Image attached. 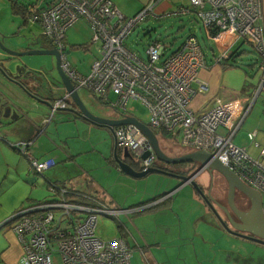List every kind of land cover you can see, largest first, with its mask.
I'll list each match as a JSON object with an SVG mask.
<instances>
[{
    "label": "built area",
    "instance_id": "obj_1",
    "mask_svg": "<svg viewBox=\"0 0 264 264\" xmlns=\"http://www.w3.org/2000/svg\"><path fill=\"white\" fill-rule=\"evenodd\" d=\"M16 1L25 2L27 23L38 25L42 35L59 51L61 68L75 89L87 90L128 117L141 103L147 109V124L152 130L166 132L183 148L210 153L244 184L264 196V147L257 141V131L250 132L247 138L258 155L234 142L264 95L262 0H184L174 11L160 10L170 0H149L132 17H126L112 0ZM171 16H189L202 24L218 53L215 57L218 65L231 59L232 48L238 42L249 44L260 58L254 94L244 100L219 99L213 108L196 112L191 107L198 93L194 85L200 83V71L209 68L207 55L196 35H189L169 55L171 46L158 41L147 47L145 57L127 47L126 40L139 24L149 18L160 20ZM81 19L89 25L91 43L98 45L100 51V58L89 75L73 68L66 53L67 32ZM207 89L201 84V92ZM112 94L117 97L116 102L110 101ZM69 96L68 93L65 100L52 106L45 124L50 123L58 110L67 107ZM114 135L116 148L129 151L140 161L143 172L153 168L157 160L154 149L137 126L117 127ZM31 143H18L14 148L28 156L32 171L43 174L56 166L53 159L40 162L29 156ZM145 155L148 156L143 159ZM68 194L72 193L53 186L49 202L31 206L12 218V230L25 251L20 264H131L133 249L124 239L103 240L96 232L98 216L114 218L135 211L111 208L86 196L83 202L70 201L66 198ZM169 197L154 203L158 205Z\"/></svg>",
    "mask_w": 264,
    "mask_h": 264
},
{
    "label": "crops",
    "instance_id": "obj_2",
    "mask_svg": "<svg viewBox=\"0 0 264 264\" xmlns=\"http://www.w3.org/2000/svg\"><path fill=\"white\" fill-rule=\"evenodd\" d=\"M112 1L120 10L128 13V15L131 13L136 15L140 11H137V9L129 11L124 4L126 0ZM184 3V0L169 1L170 6L174 5L173 7H175V9ZM147 4L148 2L144 3L143 6L145 7ZM262 4L264 24V0H262ZM243 43L245 42H238L232 48V53L239 50ZM11 52L22 53L24 51L18 50ZM11 52L0 51V57L8 59L19 58L18 61H25L24 58L20 59L19 56L12 55ZM248 55L249 54H244V56ZM216 56H213L211 61L212 64L209 65V68L203 71L204 75L202 76L200 73V83L194 85V89L197 90L198 93L192 100L191 107L196 112L213 108L216 101L219 99L225 101L247 99L254 94L257 87L259 80L258 65L252 66V64L258 63V58L256 56H254L251 62H248L244 56L236 58L238 65L242 66L227 68L216 64ZM6 67L7 68H3V70L6 75L13 79L18 76L16 75L17 73L27 74L33 71L31 76L37 78L36 83H38V81L42 82L44 79L49 81L43 72L30 70L28 68L27 71L29 72L23 71L22 68L26 69L25 66L22 68L18 67V72L12 73L7 70L10 69L11 65L6 64ZM51 71H53V69H51ZM9 77L3 75V73L2 75L0 74V135L3 138L2 141H0V264H20L25 251L17 234L12 230V218L32 204L51 200V190L53 186H56L58 190L75 192L76 195L84 199L85 194L98 193L97 196L99 198L94 196L93 198L108 206L109 203H115L116 201L122 204L131 203L127 197H121L122 192L124 194H128L129 192L119 186V182H116L114 179L115 176H118L120 173L123 175V177L119 175L121 178H125L130 182L139 178L124 173L114 160L116 146L113 132L106 127L94 125L68 110L71 108L69 104L71 102L70 97L66 99L65 102L67 103V108L58 110L49 124L44 123V120L51 115L52 106L56 102L65 100L67 96V91L60 75H58V77L52 76L55 83L49 81L47 84L51 87V92H48V94L41 93V99L44 102L33 100L20 86L13 83ZM201 84H205L208 89L201 92ZM35 85L38 86L39 83ZM259 100L262 101V109L264 111V95ZM106 104L112 107L109 102ZM142 111V108L136 105V111L129 117L133 116L141 121L139 114ZM118 112L121 114L120 118L109 119L121 120L124 116H127L120 109H118ZM101 116L108 119L104 114ZM257 117L263 118L261 119L263 121L262 130H254L258 133V141L260 136L264 139V115L260 116L259 114ZM148 120L146 123H148ZM155 134L158 138L156 132ZM22 142H32L28 146L29 156L40 162L53 159L56 162V166L45 171L43 174L32 171L28 156L20 153L19 150L14 148V145ZM161 143L162 141L160 140V148L167 156L174 158L179 157L171 155L168 151V147L166 145H161ZM258 143L264 147L259 141ZM174 144L180 146L175 142ZM245 147L248 148L250 152V142L249 146ZM124 153V151H119L118 154L124 158ZM256 155H258V151ZM156 162L153 169H167L174 173L185 170L183 166L177 167L171 165L165 168V164L159 161ZM139 165V170L135 167L138 172L142 170L141 164ZM97 167L101 170L99 174H97ZM189 169L190 167H188V170ZM196 169L197 167L194 170ZM104 175L108 176L109 179L104 178ZM190 175L188 176L190 177ZM203 175H208L207 182L205 183L204 181L203 183V185H205L203 187L207 190L211 180L207 172L195 177L196 179L194 178V181ZM171 178L173 179L174 177ZM184 186L185 184L183 182V184L175 190ZM175 190L169 192V195L164 194L170 196L164 205L145 213H139V210H135V208L154 199L147 200L142 204H138V206L132 205L129 207L135 212L128 216L123 214L127 217L125 220H129L127 226L125 224H120L116 220L118 222V235L113 239H124L133 249L132 257L135 253L137 254L133 264H146L144 256L151 258L153 264H227L222 258V256L225 255L224 252L216 253L219 256L212 258V250L209 246H211L212 249L218 248L216 239H212V227L207 235L202 234L200 230H197L194 235H184L186 230L191 232V226L185 224L184 214L180 209L176 208L178 200L171 195ZM100 193H102V196L103 193H108L110 195L106 194L109 198L108 203L100 198ZM207 195L211 196L212 194L208 192ZM151 207L153 206L144 209H150ZM132 215L133 217H131ZM134 215H136L135 218ZM221 228L222 229L216 225L213 227V230L220 236V241L225 234H230L224 227ZM173 234L175 238L169 239V236H173ZM149 235H151L152 241L149 240ZM232 237L239 240L237 244L249 241L235 235H232ZM177 241H180L179 245L176 244ZM232 247L237 249L238 245L233 244ZM232 259L231 257V260ZM215 261L218 262L215 263ZM237 264H241L238 259Z\"/></svg>",
    "mask_w": 264,
    "mask_h": 264
},
{
    "label": "rangeland",
    "instance_id": "obj_3",
    "mask_svg": "<svg viewBox=\"0 0 264 264\" xmlns=\"http://www.w3.org/2000/svg\"><path fill=\"white\" fill-rule=\"evenodd\" d=\"M126 0L124 4L126 5L129 11H133L137 9V11H141L143 9L144 3H149V0ZM138 2V3H137ZM23 1H20L19 4H23ZM174 5L170 6L169 3L162 4L160 6V10L170 9L171 11L175 10ZM118 8V7H117ZM119 9V8H118ZM120 10V9H119ZM126 17L134 16L133 13L128 15V13L120 10ZM191 34L196 35L204 49L205 54L207 55L208 64H212L213 56L218 55L217 51H212L215 49L212 41L208 40L203 29L202 24L195 20L192 17H179V16H171L165 17L163 19H155L149 18L148 21L139 24V26L133 31L130 37L126 40V45L129 49L134 52H137L142 57H145V51L149 45L153 42L158 41L163 43L164 45H170L168 55L175 52L181 44L185 42L187 37ZM66 46H67V58L73 68L77 69L84 75H89L92 70L93 64L100 58L99 46L91 43V30L89 25L86 23L84 19L76 22L67 32L66 38ZM54 47L51 45L50 41L46 39L42 35V31L38 25H35L31 22L25 24L23 16L21 14H16L15 10L12 7V3L10 0H0V51L5 52L8 51H31V50H52ZM241 50H245L247 52H252L251 47L243 43L240 46ZM27 50V51H25ZM248 62H251L254 58L253 55L249 54L248 56H244ZM23 61H18L17 59H8L0 57V74L3 73V68H7L6 64H10V69H7L9 72H18V67L25 66L26 69L22 68L23 71H27V68L30 70L43 72L48 80L51 83H55L52 79L54 77H58V71L56 68V58L50 55H30L25 57ZM53 71H51V69ZM12 70V71H11ZM204 71V70H203ZM200 71L201 75H204V72ZM29 72V71H27ZM203 72V73H202ZM30 73V74H29ZM24 74L27 77L33 74V71ZM16 74V73H15ZM18 75V73L16 74ZM37 78L34 76L32 79V83L38 84L42 87V90L45 94L51 91V87L47 84L49 81L45 79L42 82L36 83ZM79 96L89 111L101 116L104 114L106 118L116 119L120 118L121 114L118 112V109L115 107H110L107 102L101 100L100 98H96L93 94L88 92L87 90L80 89L78 91ZM112 102H116L117 97L115 95H111L110 97ZM142 108V112L139 114L140 120L144 123L148 120L147 109L141 103L139 104ZM262 101L259 100L257 104H255L253 110L251 111L248 120L242 127L240 133L235 139V143L240 147L249 146V142L247 140V134L251 131L253 132L256 129L262 130L263 127V119L262 117H257L264 115ZM100 110V111H99ZM99 111V112H98ZM101 114V115H100ZM159 139L162 141L161 145H166L168 147V151L173 156H182L186 152H190L191 149L180 147L174 144L168 137L160 134L159 131H156ZM108 134V133H107ZM258 141L264 146V139L260 136ZM163 151V150H162ZM164 152V151H163ZM250 152L253 155L257 154V151L254 149H250ZM168 153V152H166ZM158 162V161H157ZM156 162V163H157ZM98 163V162H97ZM134 166L136 168H140L139 160H134ZM107 167V165H106ZM200 168L198 165L197 169L190 175H194ZM97 174L101 172V170L97 167ZM119 175H121L119 173ZM115 176L114 179L116 182H119V186L123 188L125 191L129 192L128 194L121 193V197H127L129 202L131 203H109L108 206L117 209H130L132 205L142 204L147 200H152L157 197L163 196L164 194L169 195V192H172L177 187L183 184V180L171 178L170 176L161 175L158 173H152L144 178L134 179L132 182L128 181L125 178H121L120 176ZM123 177V175H121ZM104 178L109 179L108 176L104 175ZM208 180V175H203L200 178H197L195 182L202 188V190H206L204 188L203 183ZM174 181V184H173ZM212 196H214V207L219 201L224 209L216 208V211L210 209L207 206L206 202L202 198L200 194L196 192V189L192 184H186L184 187L175 190L172 196L178 200L177 209H180L184 214L185 224L191 226V232L187 230L184 232V235H194L197 230H200L202 234L207 235L208 231H210L212 227V239H216V243L218 248L210 249L212 250V258L215 256H219L216 253L224 252L225 255L222 258L226 261L227 264H237V259L241 262V264H264V245L248 241L242 244H237L238 239L232 237V235L225 234L220 241V236L213 230V227L218 226L220 229L223 227L221 220H224L227 224L232 225V222L235 223L236 216L232 211L230 203H229V187L228 183L224 179L223 176L217 174L216 172H212ZM189 186V187H187ZM191 187V188H190ZM109 195L108 193H106ZM103 193H100V198L105 200L107 203L109 202L108 196ZM98 193H88L85 194L88 198H93L98 196ZM105 195V196H104ZM167 195L163 196L161 199L167 197ZM197 195V196H196ZM110 196V195H109ZM161 199H157L161 200ZM201 199V200H200ZM263 199V210H264V196ZM200 201V202H197ZM133 202V203H132ZM155 202V201H154ZM155 203L149 205H141L138 208L139 213L143 212L144 208L150 207ZM225 205V206H224ZM227 208L228 212L225 210ZM210 210V211H209ZM133 217V215L131 216ZM136 215H134V218ZM127 217L124 215L114 217V218H106L103 216H98V228H97V236L103 240H111L118 235L117 224H125L127 226L128 221H126ZM118 222H117V221ZM142 226V225H141ZM225 231V230H223ZM210 233V232H209ZM227 233V232H226ZM179 237V236H176ZM175 238L173 236H169V239ZM242 239V238H241ZM149 240L152 241L151 235H149ZM211 240V241H213ZM247 240V239H246ZM177 245L180 244V241H177ZM238 245V248L232 247V245ZM227 253H226V252ZM236 254H235V252ZM137 254L132 257L131 264H133ZM231 257L233 258L231 260ZM146 264H153L152 259L148 256H144ZM54 259L57 261V256L55 255ZM218 261H215V263ZM220 264V263H219Z\"/></svg>",
    "mask_w": 264,
    "mask_h": 264
},
{
    "label": "water",
    "instance_id": "obj_4",
    "mask_svg": "<svg viewBox=\"0 0 264 264\" xmlns=\"http://www.w3.org/2000/svg\"><path fill=\"white\" fill-rule=\"evenodd\" d=\"M6 51L9 53L8 50ZM11 54L19 57L30 56V55L54 56L57 60L56 68L58 74L60 75V78L65 85L67 94L69 93L70 95L69 97L71 98V102H70L71 108H69L68 110L79 115L80 117H82L86 121L91 122L94 125L106 127L111 132H113V134L115 128L117 127L129 125V124L137 126L140 129L141 134L146 136L150 140L152 147L154 149V153L157 157V160L167 166L184 165L183 169H187L188 167H190L189 170L191 171L194 170L198 165H200L199 170L192 177L185 176L184 174L185 171H179V173H174L168 171L167 169L152 168L145 172L143 171L138 172L134 169L135 167L134 160H136L135 157L129 151H125L124 158H122L120 157L121 155L118 154L117 149H115L114 160L116 161L120 169L127 175H130L135 178H144L149 174L158 173L183 180L185 185L186 183H188V181L191 180L189 184H192L194 186L197 193L202 196L206 204L215 211H216L214 207L215 203L213 204L212 202V196L206 195L205 192L202 190V188L194 181V178L204 172H207L212 180V172L214 171L219 173L221 176H223L226 182L228 183V187H229V193H228L229 203H230L229 207H231L230 208L231 211L237 216L241 224L247 226L246 228L242 225L237 224L236 222L235 223L232 222V225H228L224 220H221L224 229L232 235L264 245V210H263L262 195L258 191L251 189L246 184H244L238 176H236L228 168H226L219 160L214 158L213 155L192 148L190 152H187L182 156L176 158L169 157L160 148V144L155 132L150 128V126L147 123H143L135 117H127L124 115H123L124 118L121 120L105 119L102 116H97L91 111H89V109L81 100L78 90L75 89L73 83L64 74L61 68L60 53L56 48L52 50H31L22 53L11 52ZM3 75L9 77L8 75H6L4 70H3ZM9 78L13 83L20 86L26 92V94L29 97H31L33 100L37 102H44L41 99L42 96L41 93H44L42 90L43 86L40 85L36 86L34 83H32L29 77L23 76L22 73H19L18 76L14 79L11 77ZM147 156L148 155H145L143 159H146ZM128 161H132L133 166L128 165L126 163ZM237 191H240L251 201L252 208L250 213H244L237 208L236 205H238V207L241 206L240 205L241 200H239L241 198L240 194L237 193V198L235 200V194ZM210 193L211 192H209V194ZM225 210L228 212L227 208H225ZM245 233H248L250 235Z\"/></svg>",
    "mask_w": 264,
    "mask_h": 264
},
{
    "label": "trees",
    "instance_id": "obj_5",
    "mask_svg": "<svg viewBox=\"0 0 264 264\" xmlns=\"http://www.w3.org/2000/svg\"><path fill=\"white\" fill-rule=\"evenodd\" d=\"M11 1V3H12V7H13V9L15 10V12H16V14H21L22 16H23V19H24V21H25V24H27V21L25 20V10H26V7H25V2L23 3V4H19V2L20 1H16V0H10ZM249 45V44H248ZM250 46V45H249ZM251 47V46H250ZM252 48V47H251ZM244 54H251V55H253V56H256L258 59H257V62L258 63H255V64H252V66H254V65H258V69H259V63H260V58H259V56L252 50V52H247V51H245V50H237L236 52H234V53H232V57H231V59H229V60H225L224 62H222L221 63V66H223L224 68H227V67H241L242 65H238V63H237V60H236V58H240V57H243L244 56ZM70 104V103H69ZM157 130H155L154 129V132H156ZM160 132V134H162V135H164V136H166V137H168L171 141H173L172 139H171V137L166 133V132H164V131H159ZM118 153H119V151H118ZM141 170V169H140ZM54 187H56V186H54ZM57 188V187H56ZM58 189V188H57ZM76 194V193H75ZM165 196V195H164ZM163 196H160L159 198H156V199H154V200H152V201H150V202H148V203H145L144 205H148V204H151V202L152 203H154V201L156 202V200L157 199H161ZM67 200H72V201H74V202H83V200H84V198L83 197H79L78 195H73V194H68L67 195ZM50 201V200H49ZM49 201H41V202H39V203H37V204H43V203H46V202H49ZM167 202V200H165V201H163L162 203H160V204H158V205H155V206H153V207H151L150 209H146V210H144L143 212H141V213H145V212H147V211H149V210H152V209H155V208H158V207H161L162 205H164L165 203ZM37 204H32V205H30L29 207H31V206H35V205H37ZM28 207V208H29ZM27 208V209H28Z\"/></svg>",
    "mask_w": 264,
    "mask_h": 264
},
{
    "label": "flooded vegetation",
    "instance_id": "obj_6",
    "mask_svg": "<svg viewBox=\"0 0 264 264\" xmlns=\"http://www.w3.org/2000/svg\"><path fill=\"white\" fill-rule=\"evenodd\" d=\"M52 45V44H51ZM23 74H26V73H23ZM22 74V75H23ZM24 76V75H23ZM30 78V80L32 81V79H33V77H29ZM33 82V81H32ZM93 113V112H92ZM95 115H97V114H95ZM98 116V115H97ZM136 118V117H135ZM121 157V156H120ZM128 165H130V166H133L132 164H133V162L132 161H128V162H126ZM168 166H170V165H168ZM168 166H166L165 165V168L166 167H168ZM181 166H184V165H181ZM178 167V166H177ZM198 167V166H197ZM134 169L136 170V171H138L135 167H134ZM188 169V168H187ZM187 169H185V170H183V171H185V176H188V175H190V174H192V173H194L193 171H195V170H191V171H189V170H187ZM187 170V171H186ZM215 172V171H214ZM217 173V172H216ZM217 174H219V173H217ZM220 175V174H219ZM197 177V176H196ZM196 179V178H195ZM212 180H210V185L208 186V188H207V190H203L205 193H206V195L208 194V192H211V194H212ZM237 193L238 194H240L241 195V198L239 199V200H241V202H240V207H238V205H236L237 206V208L240 210V211H242V212H244V213H250V211H251V208H252V204H251V201L244 195V194H242L240 191H237L236 192V194H235V200H236V198H237ZM212 196V195H211ZM214 200V196H212V201ZM214 202V201H213ZM214 204V203H213ZM216 204L218 205V206H215L216 208H221L222 210H223V207H221L220 205H222L219 201L217 202V200H216ZM225 206V205H224ZM235 217V219H236V223L237 224H239V225H242V226H244V227H246L247 228V226H245V225H243V224H241V222L239 221V219L237 218V216H234ZM229 225V224H228ZM245 234H248V233H245ZM248 235H250V234H248Z\"/></svg>",
    "mask_w": 264,
    "mask_h": 264
},
{
    "label": "clouds",
    "instance_id": "obj_7",
    "mask_svg": "<svg viewBox=\"0 0 264 264\" xmlns=\"http://www.w3.org/2000/svg\"><path fill=\"white\" fill-rule=\"evenodd\" d=\"M247 44V43H246ZM53 46V45H52ZM55 48V47H54ZM212 51H216L215 49H212ZM231 57H232V51H231ZM97 98V97H96ZM67 108V107H66ZM116 146V145H115ZM117 149V148H116ZM117 151H121V150H119V149H117ZM125 152V151H124ZM136 159V158H135ZM158 161V160H157ZM152 169V168H151ZM140 172H142V170L140 171ZM73 195H75L76 196V194H75V192H72V191H70ZM72 201V200H71ZM13 222V221H12Z\"/></svg>",
    "mask_w": 264,
    "mask_h": 264
},
{
    "label": "bare ground",
    "instance_id": "obj_8",
    "mask_svg": "<svg viewBox=\"0 0 264 264\" xmlns=\"http://www.w3.org/2000/svg\"><path fill=\"white\" fill-rule=\"evenodd\" d=\"M34 214L41 213V212H33Z\"/></svg>",
    "mask_w": 264,
    "mask_h": 264
}]
</instances>
